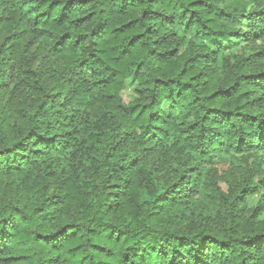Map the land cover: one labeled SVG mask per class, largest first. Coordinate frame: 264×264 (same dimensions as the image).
<instances>
[{
  "label": "trees",
  "instance_id": "16d2710c",
  "mask_svg": "<svg viewBox=\"0 0 264 264\" xmlns=\"http://www.w3.org/2000/svg\"><path fill=\"white\" fill-rule=\"evenodd\" d=\"M261 154L264 0H0V264H264Z\"/></svg>",
  "mask_w": 264,
  "mask_h": 264
},
{
  "label": "rangeland",
  "instance_id": "374dc122",
  "mask_svg": "<svg viewBox=\"0 0 264 264\" xmlns=\"http://www.w3.org/2000/svg\"><path fill=\"white\" fill-rule=\"evenodd\" d=\"M242 44L243 43H241L238 47L242 46ZM123 97L127 102H130L133 99V84L132 83H128L127 88L123 93ZM164 111L169 112L168 107H165ZM259 157L264 163V154L259 155ZM243 162L252 163L253 158H250V159L243 158ZM228 167H229V164L227 163H219L217 164L216 168L222 172V171H227ZM256 205H257V199H252L249 203L250 207H255Z\"/></svg>",
  "mask_w": 264,
  "mask_h": 264
}]
</instances>
